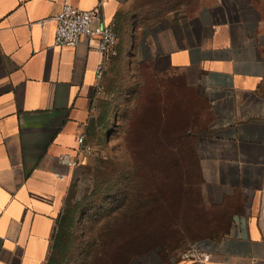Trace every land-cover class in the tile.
Listing matches in <instances>:
<instances>
[{
    "label": "crops",
    "instance_id": "obj_1",
    "mask_svg": "<svg viewBox=\"0 0 264 264\" xmlns=\"http://www.w3.org/2000/svg\"><path fill=\"white\" fill-rule=\"evenodd\" d=\"M130 1L0 0V264H48L77 138L85 140L99 101L95 41L53 45V19L65 4L99 7V20L115 27L116 52L185 74L213 103L231 104L196 147L202 174L222 177L209 183L211 201L264 187V0H204L194 24L169 17L129 32ZM178 264H264L257 214H235L227 234L200 242Z\"/></svg>",
    "mask_w": 264,
    "mask_h": 264
},
{
    "label": "rangeland",
    "instance_id": "obj_2",
    "mask_svg": "<svg viewBox=\"0 0 264 264\" xmlns=\"http://www.w3.org/2000/svg\"><path fill=\"white\" fill-rule=\"evenodd\" d=\"M202 2L131 0L123 18L129 32L154 29L169 17L194 24ZM148 66L117 49L101 78L99 101L91 109L84 140L87 150L78 151L74 160L50 264H178L197 243L227 234L239 213L257 214L264 230V187L259 193L236 191L216 203L205 193L222 177H205L200 159L198 168H190L199 175V195L192 187L183 195H171L166 178L182 175V168H163L154 158L158 171L145 172L140 165L141 155L133 154L131 145L142 137L129 135L130 123L150 125L163 110L171 129L181 128L186 120L191 123L189 134L197 147L219 113L231 110L229 102L213 103L185 74ZM259 90L264 100V82ZM143 93L157 107L141 105ZM170 140L176 146L180 141L178 136ZM176 221L185 234L164 230V223ZM204 222L208 226L203 227Z\"/></svg>",
    "mask_w": 264,
    "mask_h": 264
},
{
    "label": "trees",
    "instance_id": "obj_3",
    "mask_svg": "<svg viewBox=\"0 0 264 264\" xmlns=\"http://www.w3.org/2000/svg\"><path fill=\"white\" fill-rule=\"evenodd\" d=\"M148 67L152 69L150 65ZM145 96L146 94L143 93L142 98L144 101H142L141 105L149 106V108L157 107L156 101L144 98ZM165 118L166 113H164L163 110H160L156 120L150 125H145L144 122L140 121L130 123L129 135L134 133L142 137L141 140H138L134 145H131V150L133 151V154L136 155V153L139 152L138 154L141 155V158L135 157L139 160L140 165L143 166L145 172L147 170L154 172L158 171L159 168H157L156 163H152V158L157 159L163 168L183 169L182 175L179 176L176 175L173 177V175L168 176L170 174H167L168 177L166 178V181L171 185V195L175 193L183 195L188 187L194 188L195 192L199 195V175L197 173L195 175V171L190 172V168L199 167L196 141L194 136L189 134V129L192 128V125L186 120V122H182L181 128L177 127V130L171 129L165 124ZM175 136H178L180 140H178L179 142L177 146L170 140L173 137L175 138ZM165 138H168V140H165ZM181 225L182 224H179L177 221L167 222L163 224V228L165 231L169 232V234L183 235L185 232L181 229ZM201 225L204 227L207 225V222H204L203 224L201 223ZM140 254V252L137 253V255ZM50 261L51 257L48 264H50ZM125 261L126 260H122L121 262ZM95 263L96 260L91 264Z\"/></svg>",
    "mask_w": 264,
    "mask_h": 264
},
{
    "label": "built area",
    "instance_id": "obj_4",
    "mask_svg": "<svg viewBox=\"0 0 264 264\" xmlns=\"http://www.w3.org/2000/svg\"><path fill=\"white\" fill-rule=\"evenodd\" d=\"M99 19V7L82 11L69 4L63 5L53 19L55 22L54 46L75 48L83 41H95L93 49L101 56V62L95 69L98 81L101 80L103 67L108 65L116 54L118 39L114 25L103 23ZM97 89L101 90L100 85ZM77 143L78 151L87 150L83 136L77 138ZM72 164L74 165L75 162ZM199 244L197 243L193 249H196Z\"/></svg>",
    "mask_w": 264,
    "mask_h": 264
}]
</instances>
